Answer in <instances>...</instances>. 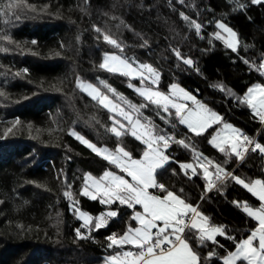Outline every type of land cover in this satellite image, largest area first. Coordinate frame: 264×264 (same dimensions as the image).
<instances>
[{"label": "trees", "instance_id": "1", "mask_svg": "<svg viewBox=\"0 0 264 264\" xmlns=\"http://www.w3.org/2000/svg\"><path fill=\"white\" fill-rule=\"evenodd\" d=\"M8 2L0 0V4ZM13 2L19 5L16 11L21 19L16 20L13 16L11 23L4 25L3 18H0V35L6 34L14 41L9 44L0 40V46L10 49L0 52V90L7 97L0 96V136L12 128L8 136L0 139V264H99L105 255H114L111 249L102 246L104 236L111 231L122 233L123 221L127 217L122 216L109 228L93 233L96 242L74 244L73 228L79 223L62 195L64 179L57 178L61 169L67 173L69 183L82 176L83 171H92L93 174L101 171L99 163L94 162L99 158L70 136L69 128L97 144L114 147L116 142L110 133L105 132V127L112 123L110 113L76 87L77 76L98 87L125 109L127 105L108 92L100 80L106 81L133 103L141 102V98L127 87L129 81L126 77L99 68L103 52L121 53L106 44L102 36L97 39L93 24L119 39L125 46L124 55H135L138 60L161 67L162 89L166 90L167 84L173 78L177 79L198 99L209 102L227 121L250 135H257L264 143V137L257 133L260 125L250 118V110L238 104L233 106L218 90L208 86L222 81L237 95H242L246 86L264 78L255 72L249 74L242 63H232L230 57L233 54L219 41L211 51L202 54L200 49L207 47V39L201 41L194 31L188 32L179 18V11H184L204 23L202 35L207 37V33L214 30V24L208 25L206 21L228 13L229 25L238 31L242 40H254L255 54L259 55L264 48V4L251 5L249 2L246 11L231 12L227 0H185L183 5L175 0ZM170 3L176 8L175 12ZM26 5H33L35 11H30ZM209 7L213 11H206ZM145 38L150 49L140 46ZM33 39L38 41L36 45L31 44ZM170 45L190 54L197 61L201 75L195 71L177 70ZM25 67L30 70L29 74L15 75ZM132 83L139 86V81ZM196 89H199L198 93ZM17 120L16 124L11 123ZM138 143L130 135L123 138V144L132 148L137 158ZM182 152L181 149L176 154ZM262 162L253 154L237 174L246 178H264ZM166 183L175 184L177 188L181 186L175 179H168ZM197 184L202 185L198 178L196 184H184L185 191L193 195L194 203L200 191ZM74 187L78 194L79 179L75 180ZM225 193H211L203 202L202 211L214 222L237 229V236L247 233L255 222L230 201L237 197L254 205H258V201L234 182L227 185ZM79 200L80 206L93 214L103 210L98 201L86 197H79ZM132 224L134 226V222ZM220 239L222 243H228ZM128 249L132 247L123 246V250Z\"/></svg>", "mask_w": 264, "mask_h": 264}, {"label": "snow or ice", "instance_id": "2", "mask_svg": "<svg viewBox=\"0 0 264 264\" xmlns=\"http://www.w3.org/2000/svg\"><path fill=\"white\" fill-rule=\"evenodd\" d=\"M175 2L183 5L185 0ZM249 2L251 5L264 4V0H227V5L231 12H241L247 10ZM18 7L13 0L0 4V18H3L4 25H9L13 16L16 20L21 19L16 11ZM26 7L35 11L33 5ZM172 11L175 12L176 8L172 7ZM206 11L213 10L209 7ZM227 15L207 20L208 25L214 24V30L205 37L202 35L205 24L179 11V18L188 32L194 31L201 41L207 39V47L200 49L202 54L211 51L219 41L233 54L230 57L232 63H242L249 74L255 72L264 78V48L256 55L255 41L242 40L238 31L227 22ZM92 27L98 40L102 36L106 44L121 53L103 52L99 68L126 77L129 81L127 87L141 98V102L133 103L106 81L100 80L108 92L127 105L125 109L119 103H113L92 83L76 77V87L110 113L112 123L105 127V132L110 133L116 142L114 147L97 144L69 128L68 134L99 158L94 162L99 163L101 169L98 174L83 171L82 176L75 177L72 183L68 182L64 169L57 173L58 179H64L62 195L68 201V209L79 223L73 228V243L96 242L93 233L109 228L117 219L126 216L122 233L111 231L104 236L102 246L106 250L111 249L114 255H105L99 264H264V178H246L237 174L253 154L264 161V143L257 135H250L227 121L209 102L198 99L177 79L173 78L166 90L162 89L161 67L138 60L135 55H124L125 46L119 39L111 33L106 34L95 24ZM0 40L14 43L6 34L0 35ZM15 43L19 46L18 42ZM37 43L35 39L31 41L33 45ZM140 46L151 47L146 38ZM169 47L177 70L195 71L201 75L197 61L190 54H185L179 47ZM8 51V47L0 46V52ZM29 72L25 67L15 75H27ZM134 80L139 81V86L132 83ZM208 86L218 90L233 106H246L250 110V118L260 125L257 133L264 137V80L246 86L242 95H237L222 81ZM0 96L7 98L2 90ZM11 131L12 128L6 129L0 139ZM126 135L139 142L136 145L138 158L132 148L123 144ZM181 149L183 159L176 154ZM261 168L264 170V164ZM196 178L202 185H196L200 191L194 203L193 195L185 191L184 184H196ZM76 179L80 180L78 194L74 187ZM168 179H175L181 186L169 185L166 183ZM232 182L258 201V205L238 197L230 201L251 222H255L247 233L239 236L235 234L237 229L214 222L202 211L203 202L211 193L225 195V188ZM79 197L98 201L103 210L96 214L84 210ZM220 238L228 243H222ZM125 245L132 246L133 250L124 251Z\"/></svg>", "mask_w": 264, "mask_h": 264}, {"label": "crops", "instance_id": "3", "mask_svg": "<svg viewBox=\"0 0 264 264\" xmlns=\"http://www.w3.org/2000/svg\"><path fill=\"white\" fill-rule=\"evenodd\" d=\"M262 164H264V163L262 162ZM263 172H264V170H263ZM125 246H130V245H125Z\"/></svg>", "mask_w": 264, "mask_h": 264}, {"label": "rangeland", "instance_id": "4", "mask_svg": "<svg viewBox=\"0 0 264 264\" xmlns=\"http://www.w3.org/2000/svg\"><path fill=\"white\" fill-rule=\"evenodd\" d=\"M113 103H115V102H113ZM122 107V106H121ZM112 114H114V113H112ZM115 115V114H114ZM263 163H264V161H263ZM132 247V246H131Z\"/></svg>", "mask_w": 264, "mask_h": 264}, {"label": "built area", "instance_id": "5", "mask_svg": "<svg viewBox=\"0 0 264 264\" xmlns=\"http://www.w3.org/2000/svg\"><path fill=\"white\" fill-rule=\"evenodd\" d=\"M127 251V250H126Z\"/></svg>", "mask_w": 264, "mask_h": 264}]
</instances>
